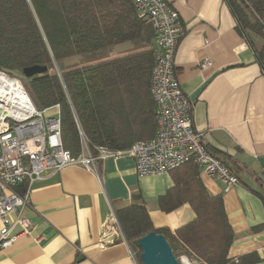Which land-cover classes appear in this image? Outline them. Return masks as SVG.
<instances>
[{
	"label": "crops",
	"instance_id": "obj_1",
	"mask_svg": "<svg viewBox=\"0 0 264 264\" xmlns=\"http://www.w3.org/2000/svg\"><path fill=\"white\" fill-rule=\"evenodd\" d=\"M172 3L186 30L175 56L176 76L193 104L194 125L209 148L229 154L241 168L235 186H226L198 167L200 177L209 192L223 196L235 233L230 256L256 252L262 259L257 264H264V227L258 228L264 224L259 195L264 193V164L259 160L264 157V64L238 32L226 0ZM154 46L151 35L137 46L126 42L99 50L98 59ZM205 60L211 62L207 67L201 66ZM148 94L149 98L128 100L134 111L124 113L127 125L122 132L135 140L156 132ZM185 168L141 177L135 159L121 156L100 162L99 174L77 165L46 171L30 187L28 204L20 211L30 220L31 230L0 247V264H140L108 217L140 194L154 226L175 232L195 217L193 207L187 202L165 211L158 201L182 178ZM20 231L17 226L14 233Z\"/></svg>",
	"mask_w": 264,
	"mask_h": 264
},
{
	"label": "trees",
	"instance_id": "obj_2",
	"mask_svg": "<svg viewBox=\"0 0 264 264\" xmlns=\"http://www.w3.org/2000/svg\"><path fill=\"white\" fill-rule=\"evenodd\" d=\"M226 1L238 32L264 64V0ZM151 35L152 29L139 18L132 0H0V71L20 78L39 109L60 104L64 147L74 155L81 151L78 123L92 149H125L135 139L122 132L127 125L124 113L134 111L128 100L151 94L155 49L101 61L99 50L126 42L137 46ZM33 65H46L48 70L25 76L24 68ZM149 110L156 125L153 97ZM206 147L238 175L241 168L232 156ZM184 166L182 178L158 201L165 211L187 202L193 207L195 217L175 232L154 226L140 194L116 211L139 263L143 264L139 239L151 231L164 234L175 254L186 255L193 264L259 263L262 259L256 252L230 256L235 233L223 196L209 192L197 164ZM26 188L27 183H23L18 191L22 194ZM259 195L264 203V193Z\"/></svg>",
	"mask_w": 264,
	"mask_h": 264
},
{
	"label": "built area",
	"instance_id": "obj_3",
	"mask_svg": "<svg viewBox=\"0 0 264 264\" xmlns=\"http://www.w3.org/2000/svg\"><path fill=\"white\" fill-rule=\"evenodd\" d=\"M132 1L137 15L152 29L154 37L151 94L157 126L152 137L135 140L125 149H92L78 123L81 151L74 155L64 147L60 104L39 109L20 78L0 71V247L11 245L31 230L30 220L22 217L20 211L28 204L32 184L48 170L77 165L99 174L100 162L131 156L141 177L167 174L194 162L228 187L240 183L238 175L208 151L203 132L193 122V104L177 79L175 56L186 30L173 0ZM210 64V60H205L201 66ZM23 183H27V189L21 194L17 188ZM108 222L125 236L116 211H111ZM17 226L21 231L14 233ZM179 258L182 264H192L186 255Z\"/></svg>",
	"mask_w": 264,
	"mask_h": 264
},
{
	"label": "water",
	"instance_id": "obj_4",
	"mask_svg": "<svg viewBox=\"0 0 264 264\" xmlns=\"http://www.w3.org/2000/svg\"><path fill=\"white\" fill-rule=\"evenodd\" d=\"M47 70L48 66L46 65H33L25 67L23 73L27 77H32L43 74ZM259 160L261 164H264V157ZM139 245L142 249L141 260L143 264H182L167 237L162 233L149 232L139 239Z\"/></svg>",
	"mask_w": 264,
	"mask_h": 264
},
{
	"label": "rangeland",
	"instance_id": "obj_5",
	"mask_svg": "<svg viewBox=\"0 0 264 264\" xmlns=\"http://www.w3.org/2000/svg\"><path fill=\"white\" fill-rule=\"evenodd\" d=\"M75 61H78L77 59Z\"/></svg>",
	"mask_w": 264,
	"mask_h": 264
}]
</instances>
